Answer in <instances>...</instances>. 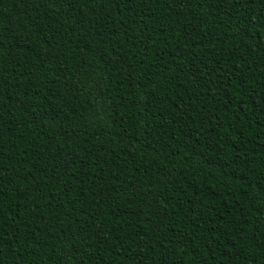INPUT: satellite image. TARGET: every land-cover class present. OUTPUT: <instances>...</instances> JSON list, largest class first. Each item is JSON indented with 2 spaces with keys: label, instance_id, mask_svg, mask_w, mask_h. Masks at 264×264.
<instances>
[{
  "label": "trees",
  "instance_id": "16d2710c",
  "mask_svg": "<svg viewBox=\"0 0 264 264\" xmlns=\"http://www.w3.org/2000/svg\"><path fill=\"white\" fill-rule=\"evenodd\" d=\"M0 264H264V0H0Z\"/></svg>",
  "mask_w": 264,
  "mask_h": 264
}]
</instances>
